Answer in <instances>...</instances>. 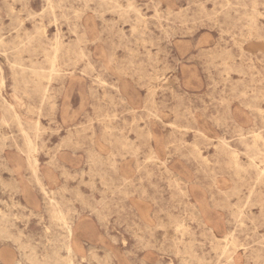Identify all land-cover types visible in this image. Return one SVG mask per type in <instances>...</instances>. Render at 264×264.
<instances>
[{"label":"rangeland","instance_id":"1","mask_svg":"<svg viewBox=\"0 0 264 264\" xmlns=\"http://www.w3.org/2000/svg\"><path fill=\"white\" fill-rule=\"evenodd\" d=\"M0 264H264V0H0Z\"/></svg>","mask_w":264,"mask_h":264},{"label":"bare ground","instance_id":"2","mask_svg":"<svg viewBox=\"0 0 264 264\" xmlns=\"http://www.w3.org/2000/svg\"><path fill=\"white\" fill-rule=\"evenodd\" d=\"M130 125H131V124H130ZM68 230L70 231L69 227H68ZM69 233H70V235H69V236H70V243L68 242V243H69L68 246L71 247V244H72L71 241H72V239H73V234L71 233V231H70ZM74 241H75V239H74ZM77 241H78V240H77ZM78 242H79V241H78ZM76 245H77V244H76ZM74 246H75V245H74ZM227 246H228V245H227ZM77 247H78V246H77ZM78 251H79V249H78ZM73 254H74V253H73ZM80 259H81V258H80ZM89 262H90V261H89Z\"/></svg>","mask_w":264,"mask_h":264}]
</instances>
